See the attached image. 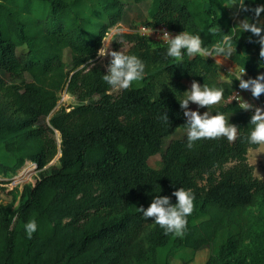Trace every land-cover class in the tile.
I'll return each instance as SVG.
<instances>
[{
  "label": "trees",
  "instance_id": "obj_1",
  "mask_svg": "<svg viewBox=\"0 0 264 264\" xmlns=\"http://www.w3.org/2000/svg\"><path fill=\"white\" fill-rule=\"evenodd\" d=\"M149 1L145 26L199 33L208 48L232 35L235 50L226 58L245 67L248 78L264 73L260 45L249 42L250 33L238 31V5L227 7V0H133ZM260 4L264 2L252 1L249 8ZM125 8L122 0H0V72L11 79L0 75V147L13 161L0 163V177L7 181L28 162L40 172L35 186L14 190L12 201L0 205V264H158L157 251L173 236L145 220L138 208H147L154 195L171 196L178 188L191 190L194 209L168 260L179 249L209 250L207 264H236L233 259L240 256L248 232L262 227L264 179L256 177L248 158L260 146L246 139L253 113L232 100L238 86L219 81L215 62L199 56L166 60L163 44L121 34L111 50L128 45L127 54L144 61L145 77L118 94L102 80L106 68L97 52L121 23ZM218 10L224 11L227 27ZM160 76L170 86L159 94ZM193 80L224 89L222 101L210 111L238 126L237 139L201 140L188 149L185 136L162 154L164 140L184 128L179 100L183 83ZM65 92L76 104L53 114ZM254 100L264 106V94ZM164 112L167 123L160 119ZM156 156H161L158 170L149 165ZM253 208L259 211L250 224ZM203 217L207 220L195 223ZM33 219L37 232L28 238L24 225ZM255 260L263 264V254L258 251Z\"/></svg>",
  "mask_w": 264,
  "mask_h": 264
},
{
  "label": "clouds",
  "instance_id": "obj_2",
  "mask_svg": "<svg viewBox=\"0 0 264 264\" xmlns=\"http://www.w3.org/2000/svg\"><path fill=\"white\" fill-rule=\"evenodd\" d=\"M238 5L241 12H251V22L243 19L239 23L238 31L250 33L249 42H256L260 45L259 57L264 61V4L255 8L248 7V0H227V7ZM126 28H114L111 36H120L126 32ZM141 31H144L141 29ZM213 31H217L213 29ZM253 37L256 38L253 41ZM160 41L165 46L164 58L183 61L184 57L195 58L197 56L205 59L209 57H229L235 50L233 47L232 35L225 34L220 41L211 48L205 47L199 33L182 31L177 35H172L166 30H162L159 36ZM98 52V57H108L106 74L102 75V80L109 86L110 90L122 91L129 89L133 82H139L145 77L146 65L144 61L134 54H127L123 50H111L107 41ZM119 43V41H116ZM91 63V61H90ZM245 67L239 68L233 73L234 80L239 81L238 87L242 91H248L254 99H259L264 94V73H259L255 78L244 79ZM224 96V89L220 87H209L201 85L193 80L189 90L183 92V97L179 100V107L183 111L185 118L184 132L186 135V146L192 149L201 140H215L226 138L233 142L238 136V126L230 123L225 115L217 111L214 115L210 111L211 107L219 104ZM239 108L244 111H253L249 125L251 126L247 134V142L251 145L264 146V106L255 107L245 101L242 97L236 96ZM190 103L197 106L196 110L190 109ZM207 108V111L200 113V108ZM164 122H169L167 112L161 117ZM160 193L161 190H157ZM175 197V203L172 202ZM194 195L191 190L178 188L171 196L154 195L147 208H138L145 220H151L155 225L163 229L165 235L174 238H182L188 224V217L194 209ZM15 217H13V222ZM36 220H30L24 225V230L28 238L37 232Z\"/></svg>",
  "mask_w": 264,
  "mask_h": 264
},
{
  "label": "rangeland",
  "instance_id": "obj_3",
  "mask_svg": "<svg viewBox=\"0 0 264 264\" xmlns=\"http://www.w3.org/2000/svg\"><path fill=\"white\" fill-rule=\"evenodd\" d=\"M252 1H258V2H264V0H248V7L249 3ZM122 2L125 3L126 8L124 10V16L119 25L115 28H126L127 31L123 34H137L139 28L145 26L144 23L148 19L149 12L152 7V3L144 2L142 4H134L133 0H122ZM221 13V11H219ZM241 11H239L240 13ZM243 14V17L240 19H237V23L239 24L243 19H248L251 22L252 13L251 12H241ZM264 15V14H262ZM222 17V27H227L229 25V22L225 19L224 15H221ZM262 20H264V16L261 17ZM113 30V29H112ZM110 31V33L112 32ZM110 33L106 37V39L103 41V45L107 41L108 46L112 47L113 41L117 40L119 36H111ZM247 36L245 35L241 37L240 41L244 42L247 40ZM102 45V46H103ZM123 51L126 53L129 50L128 45H124L122 48ZM25 52L24 49L19 50L18 53ZM208 59H211L212 61H217V67H218V76L219 81L221 83H235L237 86L239 84V81L234 80L233 73L238 72L239 68L230 62L228 59L224 57H209ZM64 61L66 63L70 62V51L66 50L64 55ZM108 61V57L105 56L103 58L100 57V63L106 68V62ZM227 70L224 71V70ZM0 75L2 78L7 80L8 82L11 81L8 74L5 72H0ZM28 80H31L30 76H27ZM244 79H248L247 75H243ZM157 91L160 94L165 90V88H168L170 86V82L163 76H160L157 80ZM192 82H184L183 85L185 87V91L189 90L191 87ZM239 89V87H238ZM120 91H114V94H118ZM239 95L242 98H246V100L249 103H252L253 98L251 97L250 92L248 91H242L239 89ZM69 103L76 104V100L73 96L68 94L67 92L62 93L60 96V102L53 112L55 114L58 112L61 108H67L69 107ZM190 109L196 110L197 106L195 104L190 103L189 105ZM260 107V105H259ZM200 113L203 114V112L207 111V109L200 108ZM250 113H253V111H248ZM52 114V115H53ZM232 119L233 117L230 116ZM44 125L48 124V119L43 121ZM184 128L179 129L173 136L170 138H167L164 140L163 144V151L162 154L166 152L169 145L175 141L180 140L185 137ZM56 139L60 142V136L57 134ZM249 163L255 167V175L259 179H264V146H260L259 150L257 151H250L248 154ZM58 161L56 159L51 165L55 164ZM0 163L6 164V165H12L13 161L11 157L4 152V150L0 147ZM149 165L152 169L158 170L161 167V156H156L150 159ZM40 172L37 169V166L33 163L28 162L14 177H11L7 179V181L0 177V182L3 184L1 185L3 190H0V205H7L10 201H12L11 192H13L16 189H19L20 192H22L25 188V186H35L37 181L39 180ZM19 202L16 203L15 209L18 207ZM258 208H253L248 211V216L250 219V224H255L257 219L256 215L258 213ZM207 220L206 217L201 218L200 220L196 221L195 223H200ZM15 222H17V219H15ZM227 233L223 234L221 240L225 237H227ZM176 238H172L169 242L167 247L160 249L157 251V255L154 258V260L158 264H166L169 262V264H207L209 258H210V251L209 250H202L199 252H196L191 249H179L175 251L172 255V257L168 260V253L170 252L173 243ZM259 239V242H256ZM220 240V241H221ZM258 251L260 254H263V264H264V222H262V227L257 228L256 230L249 231L248 234L245 237L243 246L241 248V254L239 257L233 259V261L236 264H257V261L255 260V256L257 255Z\"/></svg>",
  "mask_w": 264,
  "mask_h": 264
},
{
  "label": "built area",
  "instance_id": "obj_4",
  "mask_svg": "<svg viewBox=\"0 0 264 264\" xmlns=\"http://www.w3.org/2000/svg\"><path fill=\"white\" fill-rule=\"evenodd\" d=\"M141 29H143L144 31H141ZM162 30H166L169 33H171L173 36L179 34L180 32L177 31H172L170 30L167 26L165 25H160L157 27H150V26H143L141 28H139L137 34H139L142 37L147 38L148 40H150L153 43L156 44H163L160 39L159 36L161 35ZM246 74V73H245ZM240 96L239 95V91H237V93L235 94V96H233L232 100L237 102L238 101L236 99H234L236 96ZM241 97V96H240ZM245 101H250V100H246V98H243ZM255 107H259V104L253 99L252 103Z\"/></svg>",
  "mask_w": 264,
  "mask_h": 264
},
{
  "label": "crops",
  "instance_id": "obj_5",
  "mask_svg": "<svg viewBox=\"0 0 264 264\" xmlns=\"http://www.w3.org/2000/svg\"><path fill=\"white\" fill-rule=\"evenodd\" d=\"M152 3V2H151ZM219 11H221V13L219 12ZM218 14H219V16L220 17H222L221 15H224V17H225V13H224V11L223 10H218ZM239 16H241V17H243V14L240 12L239 13ZM222 19V18H221ZM224 58H226V57H224ZM226 59H228V58H226ZM229 60V59H228ZM230 61V60H229ZM213 62H215V64L217 65V61H213ZM231 62V61H230ZM224 71H226L227 72V70L225 69ZM238 91H239V89H238Z\"/></svg>",
  "mask_w": 264,
  "mask_h": 264
},
{
  "label": "water",
  "instance_id": "obj_6",
  "mask_svg": "<svg viewBox=\"0 0 264 264\" xmlns=\"http://www.w3.org/2000/svg\"><path fill=\"white\" fill-rule=\"evenodd\" d=\"M72 105H74V104H72V103H69V106H72ZM61 157V155L58 157V158H60Z\"/></svg>",
  "mask_w": 264,
  "mask_h": 264
}]
</instances>
